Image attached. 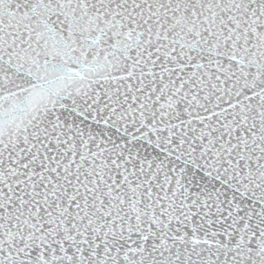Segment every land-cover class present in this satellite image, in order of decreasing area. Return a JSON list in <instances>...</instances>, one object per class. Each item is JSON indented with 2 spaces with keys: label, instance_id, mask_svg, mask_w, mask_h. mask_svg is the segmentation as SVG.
Returning <instances> with one entry per match:
<instances>
[{
  "label": "snow or ice",
  "instance_id": "snow-or-ice-1",
  "mask_svg": "<svg viewBox=\"0 0 264 264\" xmlns=\"http://www.w3.org/2000/svg\"><path fill=\"white\" fill-rule=\"evenodd\" d=\"M0 264H264V0H0Z\"/></svg>",
  "mask_w": 264,
  "mask_h": 264
}]
</instances>
